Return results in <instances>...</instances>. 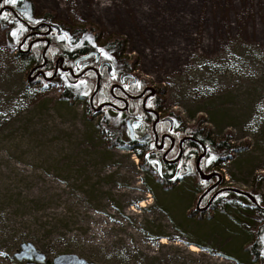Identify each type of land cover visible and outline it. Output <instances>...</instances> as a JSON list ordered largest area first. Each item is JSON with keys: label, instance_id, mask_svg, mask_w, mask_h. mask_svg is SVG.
<instances>
[{"label": "rangeland", "instance_id": "374dc122", "mask_svg": "<svg viewBox=\"0 0 264 264\" xmlns=\"http://www.w3.org/2000/svg\"><path fill=\"white\" fill-rule=\"evenodd\" d=\"M32 3L37 14L54 16L53 25L95 28L99 45L125 40L135 72L164 89L162 118L176 111L192 124L204 115L216 139L231 130L233 143H249L215 168L217 187L251 192L264 204V0ZM4 25L0 264H25L14 257L25 241L47 264L63 254L97 264H252L237 210L191 216L201 194L193 178L165 191L136 153L109 147L88 100L61 99L64 74L29 81L33 63L19 54L22 37Z\"/></svg>", "mask_w": 264, "mask_h": 264}, {"label": "trees", "instance_id": "16d2710c", "mask_svg": "<svg viewBox=\"0 0 264 264\" xmlns=\"http://www.w3.org/2000/svg\"><path fill=\"white\" fill-rule=\"evenodd\" d=\"M34 8L32 0H21L19 11L27 19L33 21L50 22L54 19V16L50 14H37ZM56 26L57 29L61 31L60 33H62V35H68L70 40L73 41V44L68 41L60 40L54 42L52 46L56 47L59 51L64 53L67 52L69 56L73 58L80 54L87 53L90 49L97 50L103 61L107 64L106 66L110 68L109 72L106 71L105 76H108L110 73L115 76L114 78L116 81H123L124 78H126V80L131 79L130 86L133 93L140 92L144 86L150 84L148 80L141 78L140 75L135 72L136 59L130 61V59L124 57L125 40L114 37L107 40L102 45H99L98 40L100 35L93 27H79L74 29L62 23ZM41 52L42 47H38L35 48L31 54H24L21 52H19V54L31 61L33 65H37L42 62ZM127 74H130L129 78ZM38 81L44 82L43 79H38L35 82ZM95 83L96 75L94 74L86 77L83 81H76L73 78H70V81L65 79L61 99L70 104H73V102L79 99H86L88 100L87 109L93 112L90 104V97L94 91ZM158 92L160 94L157 95L154 105L160 110L164 89L160 88ZM135 108V105H132L131 112H134ZM93 114L96 115V113ZM100 116L97 122V128L103 135L107 145L109 147L116 146L136 153L140 158V167L148 174L153 175L155 180L161 184L165 191L172 190L178 182L191 177L195 182L194 187L196 191L198 190L201 196L217 181V176L209 181L203 180L196 170V167H193L192 170L188 168L185 170L183 167L189 161L185 162L183 158L171 164L169 161H166L163 158V152H159L158 147L155 145V136L152 129L154 116L150 113H146L142 106H139V112L134 118L129 117L126 113H120L111 108H107L104 114H100ZM138 116L142 117L141 122L133 124L134 119ZM127 120L131 121V126H128ZM205 124L206 117L204 115L199 116L194 123L191 124L187 123L179 112L171 111L163 117L162 124L159 125V128H163L165 132L173 136L178 135V140L184 136H193L196 138L189 139L184 145L185 148L191 147L194 150V160H192V164H195L199 155L202 153V147L197 139L205 144L208 148V153L201 161V168L205 172L211 173L214 172L215 168L222 162L232 159L236 152L246 150L249 143H233V133L231 130H227L223 137L216 139L212 135L211 127ZM170 138L169 143L171 145L172 136ZM176 153L177 150L174 154L170 153L168 158H173ZM220 188L222 187H215L207 193L201 201V206H205L209 202L211 196L219 191ZM253 195L256 197L259 205L253 203L243 194L231 190H224L216 195L208 210L200 211L194 208L190 215L199 218H203L207 215L209 218H212V211L214 210H219L223 213H229L233 209L237 210L242 218V222H244L245 229L251 236V241L245 245L244 249L250 254L252 264H264V204L260 196Z\"/></svg>", "mask_w": 264, "mask_h": 264}, {"label": "flooded vegetation", "instance_id": "af4514ba", "mask_svg": "<svg viewBox=\"0 0 264 264\" xmlns=\"http://www.w3.org/2000/svg\"><path fill=\"white\" fill-rule=\"evenodd\" d=\"M20 5H21V0H15V3H11V2L5 3L4 0H0V21H3L5 23L4 25L5 30H10V32L16 31L18 34H20V36L22 37V40L26 38L21 49L18 48L19 52L24 53V54H31V52H33L35 48L42 47V52H41L42 62L37 65H33L32 68H35L39 66L40 64L45 63V65L43 66V70L46 75L50 73L54 74L55 71L57 70L58 73L56 77L59 75V73H62L64 74V76H66V79L69 81H70V78H73L76 81H83L86 77L94 74L96 75V83H95L94 91L96 89V84H97V79H98V74H99L101 76V84H100L98 92L94 96L93 105L95 107L103 105V107L97 114L103 115L104 111H106L107 108H111L117 112L126 113L129 117L134 118V116L139 112V106H142L146 113H150L154 116L153 123H152V129H153L154 121L157 119V116L154 111H157L159 115H161L160 114L161 110H159V108H157L154 105V101L157 95L160 94L157 88L153 87L155 88V90L153 91L152 89L149 88L151 87V85L148 84L144 86V88L141 89L140 92L133 93V90L130 86L131 81H132L131 79L126 80V78H124L125 81L124 80L116 81L114 78L115 76L111 75L110 73L108 74V76H105L106 71L109 72L110 68L109 66H106L107 64L103 61L101 55H99L98 51L95 49H90L87 53L80 54L73 58H71L67 52L64 53L62 51H59L56 47L52 46L53 43L58 40L68 41L69 39L68 38L58 39L60 38L58 36H62V33H60L61 31L57 30V28L49 21H33V20L27 19L19 11ZM41 23H50L51 25H53V28L49 34H46V32L48 31L47 26H41L39 28H34ZM47 39H49L51 43H50L49 48L46 51V54L44 55V48L47 45ZM68 42L73 44L72 40ZM31 43L32 45L30 46ZM87 55H89L88 58H82L78 60L79 58L85 57ZM38 71L39 69L37 68L32 73L34 74L33 76H35L38 73ZM127 75L129 78L130 74H127ZM37 79H43V77L39 76L37 77ZM144 101H145V106H144ZM90 104H91V101H90ZM132 105H135L136 107L134 112H131ZM93 113H95V111H93ZM141 118H142L141 116H138L136 119H134L133 124L137 122H141ZM162 121H163V118L159 116V120L156 124V130H157V133L159 134L158 144L159 145L161 144L163 136L165 137V140L163 143V148L161 150L158 148V151L163 152V158H164V154L168 151L166 154L165 160L171 161L177 158L180 153L181 139H183L184 137H189V136H184L180 140H178L177 139L178 135L173 136L172 134L165 132L163 128H159V125L162 124ZM127 124L128 126L132 125L130 120H127ZM171 136L172 138L175 139V143L172 148H170L171 145L169 143ZM188 140L189 139L185 140L184 143L182 144L183 155L180 158V159L183 158L185 162L189 161L183 167L185 170L187 168L192 169L196 165V162L195 164H192V160H194L193 148L191 147L185 148L184 146ZM197 141L201 145L202 153H203V148H204L203 145L205 144H203L198 139ZM176 150H177V153L174 155V157L168 158V155L170 153L174 154ZM176 162H178V160ZM169 163L171 164V162Z\"/></svg>", "mask_w": 264, "mask_h": 264}, {"label": "water", "instance_id": "95a60500", "mask_svg": "<svg viewBox=\"0 0 264 264\" xmlns=\"http://www.w3.org/2000/svg\"><path fill=\"white\" fill-rule=\"evenodd\" d=\"M41 26H47L48 27V31L46 32V34H49L51 32L52 28H53V25H51L50 23H41V24L37 25L34 28H39ZM25 40H26V38H24L21 41V43L18 46L19 49H21V47L24 44ZM50 43H51V41L49 39H47V45L44 48V55L46 54V51L49 48ZM31 45H32V43L30 44V46ZM88 57H89V55H87L85 57H81L78 60H80L82 58H88ZM44 65H45V63L40 64L39 66L33 68L30 71L29 77H28L29 81H33V80H35V78H37L39 76H42L46 81H51L52 79H54L56 77L58 71L56 70L55 73L52 76H47L45 74L44 70H43V66ZM37 68L39 69L38 73L34 77H31L32 73ZM100 84H101V76L98 74L96 89H95V91L93 92V94L91 95V98H90L91 105L94 108L95 112H99L101 110V108L103 107V105H100L98 107H95L93 105V99H94V96L96 95V93L99 90ZM149 88L152 89L153 91L155 90V88H153V87H149ZM144 106H145V101H144ZM154 112H155V114L157 116V119L154 121V124H153V130H154V133H155V142H156V145L158 146V148L161 150L163 148V143H164L165 137L164 136L162 137L161 144L159 145L158 144V142H159V134L157 133V130H156V124H157V122L159 120V116L160 115H159V113L157 111H154ZM187 139H196V138H194L193 136H189V137H184L183 139H181V141H180V153H179L178 157L176 159H174V160L169 161V162L174 163V162H176L177 160H179L182 157V155H183L182 144ZM174 143H175V139L172 138V144H171V147L170 148H172L174 146ZM203 147H204L203 148V153L198 157V159L196 161V169L199 172V174H200V176H201V178L203 180L209 181L213 177L217 176L218 177V181L215 182L212 186H210L206 190V192L203 193L199 197L198 202H197V209L200 210V211L208 210L209 207H210V205L212 204L214 198L216 197V195L218 193H220L221 191H224V190H231V191H234L236 193L243 194L246 197H248L253 203L259 205L256 197L251 192H247V191H244V190H241V189H237V188H233V187H228V188L220 189L219 191H217L216 193H214V195L210 198L209 202L204 207H201V201H202L203 197L207 193H209L212 189H214L215 187H217V185H219V183L222 180V176L219 173H216V172L206 173L201 168V166H200L201 160L207 154V146L203 145ZM167 152L164 154V159H166ZM14 257L18 261H24V260H26V263L25 264H46L47 261H48V257H47V255L44 252H42L41 250H39L33 243L26 242V241L21 244L20 250L15 253ZM53 264H97V263L89 262V261H87L84 258H80L76 254H63V255H60V256L56 257L54 259V261H53Z\"/></svg>", "mask_w": 264, "mask_h": 264}, {"label": "bare ground", "instance_id": "6f19581e", "mask_svg": "<svg viewBox=\"0 0 264 264\" xmlns=\"http://www.w3.org/2000/svg\"><path fill=\"white\" fill-rule=\"evenodd\" d=\"M190 249H191L192 251H198V250H199V247H198L197 245H195V244H191V245H190Z\"/></svg>", "mask_w": 264, "mask_h": 264}, {"label": "snow or ice", "instance_id": "6c2138e0", "mask_svg": "<svg viewBox=\"0 0 264 264\" xmlns=\"http://www.w3.org/2000/svg\"><path fill=\"white\" fill-rule=\"evenodd\" d=\"M4 2H5V3H9V2H11V3H15V0H4Z\"/></svg>", "mask_w": 264, "mask_h": 264}]
</instances>
